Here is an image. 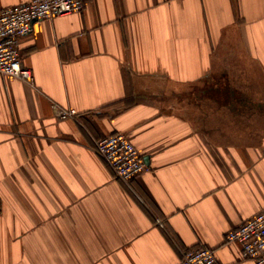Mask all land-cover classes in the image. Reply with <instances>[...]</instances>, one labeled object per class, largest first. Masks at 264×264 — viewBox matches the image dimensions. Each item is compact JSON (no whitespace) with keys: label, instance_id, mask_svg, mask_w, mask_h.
<instances>
[{"label":"crops","instance_id":"obj_1","mask_svg":"<svg viewBox=\"0 0 264 264\" xmlns=\"http://www.w3.org/2000/svg\"><path fill=\"white\" fill-rule=\"evenodd\" d=\"M85 5L21 39L33 82L0 74V264H178L203 246L256 264L225 236L264 210V0ZM116 132L150 167L129 183L94 149Z\"/></svg>","mask_w":264,"mask_h":264},{"label":"built area","instance_id":"obj_2","mask_svg":"<svg viewBox=\"0 0 264 264\" xmlns=\"http://www.w3.org/2000/svg\"><path fill=\"white\" fill-rule=\"evenodd\" d=\"M87 0H31L0 9V74L33 82L32 70L22 63L21 39L33 31L34 22L80 13ZM61 115L75 117L74 109L59 110ZM136 145L125 133L116 132L96 141L95 151L113 169L117 178L130 182L149 166ZM228 242L240 245L243 256L264 264V210L231 229ZM216 250L203 246L187 250L178 264H219Z\"/></svg>","mask_w":264,"mask_h":264},{"label":"rangeland","instance_id":"obj_3","mask_svg":"<svg viewBox=\"0 0 264 264\" xmlns=\"http://www.w3.org/2000/svg\"><path fill=\"white\" fill-rule=\"evenodd\" d=\"M232 86H233V88H234V87H235V83H233ZM201 100H202V99H201ZM185 101H186L185 103L188 104V103H187V102H188V99H187V98L185 99ZM261 121H262V120H261Z\"/></svg>","mask_w":264,"mask_h":264}]
</instances>
